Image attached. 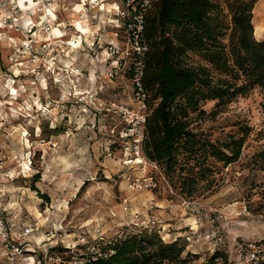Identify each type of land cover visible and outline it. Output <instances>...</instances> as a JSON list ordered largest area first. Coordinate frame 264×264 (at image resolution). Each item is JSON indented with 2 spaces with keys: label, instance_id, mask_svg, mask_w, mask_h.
<instances>
[{
  "label": "rangeland",
  "instance_id": "1",
  "mask_svg": "<svg viewBox=\"0 0 264 264\" xmlns=\"http://www.w3.org/2000/svg\"><path fill=\"white\" fill-rule=\"evenodd\" d=\"M96 1L95 9L80 0L55 6L61 25L41 26L43 38L50 29L66 36L53 40V54L38 48L17 67L1 43L0 264H88L97 243L145 230L136 225L144 220L165 243L186 245L185 263L174 264L264 260V92L222 108L205 104L195 127L213 142L250 133L237 162L218 164L210 183L180 193L142 151V118L156 101L137 88L146 52L139 36L157 0H106L105 11ZM253 23L264 40V0ZM78 24L89 34L72 51ZM217 251L224 257L211 260Z\"/></svg>",
  "mask_w": 264,
  "mask_h": 264
},
{
  "label": "trees",
  "instance_id": "2",
  "mask_svg": "<svg viewBox=\"0 0 264 264\" xmlns=\"http://www.w3.org/2000/svg\"><path fill=\"white\" fill-rule=\"evenodd\" d=\"M259 1L157 0L143 15L141 85L146 102L156 105L146 115L142 151L182 194L210 183L218 164L241 157L250 128L213 142L195 124L207 115V102L222 108L256 89L264 92V40L256 38L253 23ZM96 245L88 264H174L187 248L146 229ZM222 257L217 251L211 260Z\"/></svg>",
  "mask_w": 264,
  "mask_h": 264
},
{
  "label": "built area",
  "instance_id": "3",
  "mask_svg": "<svg viewBox=\"0 0 264 264\" xmlns=\"http://www.w3.org/2000/svg\"><path fill=\"white\" fill-rule=\"evenodd\" d=\"M21 1H23L22 4L24 5V7L22 6ZM65 1L66 0H0V47L2 45V42L5 41L7 43L9 49H11L12 51L11 57L14 58L16 56L15 61L10 58V60L13 61L14 66L16 65L15 63L18 62L16 66L22 67L23 61H19V57H25L26 55L32 56L33 53H36L38 48H41L44 51H48L49 54L57 52L55 51L56 48L52 43L53 40H62L66 36L63 38L54 37V34L52 32H49L51 30L50 29L44 32L45 36L43 38V36L41 35V32L43 31L41 26H45L47 29H49V24H51L52 22H57V25H61L62 22H58L59 15L56 7H60V3L62 4ZM93 1L94 0H80V3L78 5L84 4L86 5L85 7L90 6L92 9H95V3ZM38 12L40 13L38 16L40 23L37 22ZM52 13H54L56 16L53 17ZM121 16H124V14L121 13ZM7 31L13 32L17 35L7 36ZM80 36L81 35L79 34V37ZM144 49L147 50V47ZM2 72L3 69L1 67L0 61V77ZM140 75L141 76L138 79L137 88L139 92L143 94V98H145V94L141 85V77L143 75V71H141ZM142 121L143 123H145L146 119L143 117ZM138 182L133 183V189L139 187ZM147 187L152 188L154 187V185L151 182L147 185ZM126 204L127 201H125V205ZM124 210L128 211L129 207L126 205L124 207ZM154 223L155 222H147L144 220L141 222V225H136L141 228L144 227L146 229H153L151 225H154ZM34 232V228H26L24 234L31 235ZM252 257L253 258L251 260L255 258L254 255Z\"/></svg>",
  "mask_w": 264,
  "mask_h": 264
},
{
  "label": "bare ground",
  "instance_id": "4",
  "mask_svg": "<svg viewBox=\"0 0 264 264\" xmlns=\"http://www.w3.org/2000/svg\"><path fill=\"white\" fill-rule=\"evenodd\" d=\"M93 2H96V0H94ZM105 3H106V0L102 1L101 6L98 7V8H99L100 10H102V11H105V10H106V4H105ZM21 4H22V1H21ZM22 6H24V5L22 4ZM78 6H82V7L84 8V10H86V8H85L86 5L83 4V5H78ZM52 15H53V17L56 16L54 13H52ZM77 27H78V29H79V33H78V34H80L81 36L78 37L79 40L76 39L75 37H74L73 39H71L69 45H70L72 51H73V50H78V47H79V46L81 47L80 44H81V40L83 39V38H82V35H83V36H85V35L87 36V34H89V28L84 27V26H82L81 24H78ZM59 30H60V29H59ZM55 31H56V30H55ZM55 33L58 34V33H60V32L56 31ZM56 37H57V38H60V37H58L57 35H56ZM63 37H65V34H64V35L62 34L61 38H63Z\"/></svg>",
  "mask_w": 264,
  "mask_h": 264
}]
</instances>
